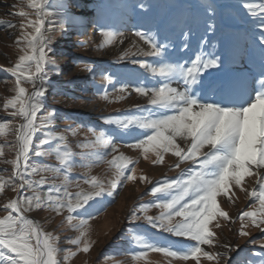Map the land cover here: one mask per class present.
<instances>
[{"label":"snow or ice","instance_id":"obj_1","mask_svg":"<svg viewBox=\"0 0 264 264\" xmlns=\"http://www.w3.org/2000/svg\"><path fill=\"white\" fill-rule=\"evenodd\" d=\"M240 6L259 32L258 60L247 43H225L218 51L206 50L217 31L211 4L205 6V14L212 13L206 22L205 36L200 38L193 56L182 62L169 59V44L159 40L157 33L136 28L133 35L147 48L134 43L135 52L123 51L117 59L123 61L129 55L153 59L151 62L132 60L142 70V79L134 86L111 73L104 74V84L112 86L116 95L110 99L104 89L102 99L110 103L123 101L135 92L147 104L135 105L134 114L122 111L104 117L110 129L87 126L94 139L78 142L75 147L79 152L73 150L66 135L54 131H48L39 141L40 150L33 146L36 133L53 125L56 116V110L52 109L38 120V113L44 108L42 98L47 91L44 83L49 79L48 68L60 71L49 55L54 51L55 19L59 17L58 27L66 31L71 13L67 9L54 12L51 0H26V3L20 0V4L9 6L19 9L8 15L21 18V32L15 40L20 54L11 67L4 69L14 78V95L2 106L5 111L11 110V119L0 118V136L5 137V142L0 143V163L10 164L12 171L6 176L8 170L0 168V194L10 189L17 195L0 208L6 213L0 217V264H66L79 252L89 253L95 243L90 238V220L106 208L104 198L114 197L123 183L137 180L153 183L146 174L137 175L139 159L120 152V146L125 143L154 166L163 165L171 154L176 163L170 170H180L175 178L165 176L155 182L147 193L154 199L134 207L128 217L129 224L143 220L152 229L192 242L182 247L171 242L162 244L147 232L137 234L134 230L130 243L139 249L131 253L134 261L145 260L149 252H155L163 254L167 264L173 260H194L200 264L202 258L213 264L221 261L264 264V241L258 251L253 249L243 259L239 257L243 251L239 244H221L219 247L224 250L217 252L204 249L205 245L217 246L216 232L212 229L221 227L219 219L236 222L221 207L218 198L226 197L235 203L237 188L253 201L236 217L240 222L239 235L249 236V228L264 232V0H242ZM46 22L50 26L46 27ZM0 25L8 29L17 27L11 20H0ZM190 31L182 33L184 50L191 48ZM99 32L104 37L101 48L118 41L123 43L122 32L105 25H99ZM83 70L93 77L96 75L92 64H85ZM25 84L31 86V92ZM17 118L22 122L13 127ZM66 131L77 135L75 129ZM10 134L13 141L7 140ZM125 136L133 139L125 142L122 140ZM52 141L57 142L54 147L50 145ZM44 145L50 146L43 150ZM6 147L14 151L13 159H3ZM31 155H54L58 165L30 164ZM101 163L109 166L107 181L90 174L93 166ZM185 163L190 166L182 168ZM77 166L88 169L83 179L89 185L88 191H70L72 173ZM247 178H254L258 187H245ZM76 186L80 187L79 176ZM153 208L159 209V213L148 215ZM34 210H51L57 215L66 211V222L78 233L67 242L75 245L76 251L60 248L59 236L30 218ZM233 252L237 257L231 255ZM119 254L123 253L113 255Z\"/></svg>","mask_w":264,"mask_h":264},{"label":"rangeland","instance_id":"obj_2","mask_svg":"<svg viewBox=\"0 0 264 264\" xmlns=\"http://www.w3.org/2000/svg\"><path fill=\"white\" fill-rule=\"evenodd\" d=\"M26 3V0H25ZM242 0H51L52 10L54 12H63L67 9L71 13V22L65 25L66 31H61L58 27L59 17L55 19L57 25L53 31L55 37L52 44L53 52L49 53L60 71L55 72L48 68L49 79L44 83L47 90L43 99L44 108L38 113V120L52 109L56 110L53 125L41 129L33 138V146L40 150L39 141L45 138L48 131H54L57 134H63L68 137V142L73 146V150L79 152L75 147L78 142L91 140L94 137L87 132V126L99 129H110L111 126L104 123L103 118L109 115L126 112L135 113V105L141 106L147 104V100L133 92L123 101L107 102L102 99L103 90L109 92L110 99H114L116 93L112 86L105 85L103 75L111 73L122 82L135 83L142 79V70L139 65L133 64V59H147L149 62L153 58L137 57L129 55L123 61L117 58L123 52L136 49L133 44H139L147 48L138 37L133 35L136 28L148 31L151 30L158 34V39L169 44L168 54L172 61H183L198 50L197 44L202 36H205V26L212 13L205 14V6L211 4L214 6L213 22L217 24L215 36L206 48L208 51H218L225 43L238 42L247 43L252 47L258 60V48H256L259 32L254 28L246 10L240 5ZM13 4H20V0H0V20H11L17 27L8 29L0 25V118L10 120L9 112L3 109L6 99L11 98L14 93V78L4 69L11 67L18 55L19 49L15 45L16 38L20 35L19 24L21 18L11 16L8 13L18 11V8L9 7ZM143 5V7H140ZM62 6V7H61ZM27 11L30 9L25 8ZM32 18H35L34 16ZM99 25H105L108 29L124 33L122 40L114 45L101 48L104 37L99 32ZM50 25L46 22V27ZM189 33L191 48L184 50L182 44L184 37L182 33ZM211 36V33L207 34ZM213 45L215 47H213ZM85 64H92L96 70L93 77L91 73L84 71ZM214 71V70H210ZM31 92V86L24 85ZM120 85L117 84L118 88ZM22 121L17 118L12 124L18 126ZM67 129H75L76 136H73ZM131 136L122 137L127 142L132 140ZM8 141H13L14 137L10 134ZM5 142V137L0 136V143ZM56 141L50 142L54 147ZM50 145H44L43 150H47ZM120 152L139 159L136 165L137 175L146 174L152 181V184L142 183L140 180L135 182L123 183L118 187L114 197H105L103 203L106 205L103 211H100L90 220V238L95 241L89 253L79 252L74 258L66 264H167L166 258L161 253L149 252L145 260L134 261L131 258L133 250H139L130 243L134 230L137 234L147 232L155 242L173 243L177 247H182L188 243L186 238L175 237L157 229L150 228L143 220L134 221L129 224L128 217L131 210L138 204L148 203L154 198L147 193L153 187L156 181L165 176L175 178L180 170H170V166L176 163V158L168 154L163 165H152L150 160H144L138 150L130 149L126 143L120 146ZM14 151L5 148L3 159H13ZM107 159H111L108 156ZM30 164L48 163L58 165L55 156L36 157L31 155ZM190 164H182V168H188ZM0 168L7 169L4 175L12 171L10 164L0 163ZM88 174V169L77 166L74 168L72 177L73 182L70 191L73 193L83 189L89 190V185L83 183L84 177ZM91 175H96L107 181L110 178L109 166L107 163H101L93 166ZM80 177V187L76 186V177ZM39 179V177H37ZM254 178H247L245 187L251 189L258 187L254 184ZM60 181H57L59 183ZM46 190V189H45ZM30 194V193H29ZM16 193L6 189L0 194V208L9 199L15 198ZM221 207L228 212L229 216L235 220L230 223L227 220L219 219L220 228L213 226L216 232L217 246H204L206 251H223L219 245L229 243L231 245L239 244L243 251L239 252L241 259L248 256L253 250H259V245L264 241V232L256 228L247 229L251 234L247 237H241L238 233L240 222L236 219L239 213L247 210L253 202L246 194L235 189V203H231L226 197H219ZM159 209H151L148 215L155 216ZM6 213L0 210V217ZM143 215L142 213H138ZM68 213L65 211L57 215L51 210L33 211L29 214L41 222L47 231L54 232L60 238L59 247L62 249H71L76 251V246L67 242L68 238H75L78 233L72 230L66 222ZM116 253H123L113 255ZM62 253L61 255H63ZM231 255L235 258L237 253ZM109 256L111 259L105 260L102 257ZM172 264H196L194 260L182 261L173 260ZM200 264H213L207 259H201ZM221 264H224L221 261Z\"/></svg>","mask_w":264,"mask_h":264}]
</instances>
